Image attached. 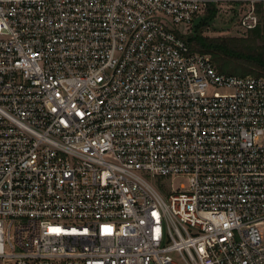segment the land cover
Returning a JSON list of instances; mask_svg holds the SVG:
<instances>
[{
    "label": "built area",
    "instance_id": "built-area-1",
    "mask_svg": "<svg viewBox=\"0 0 264 264\" xmlns=\"http://www.w3.org/2000/svg\"><path fill=\"white\" fill-rule=\"evenodd\" d=\"M217 2L260 22L264 0H0V264H264V76L177 33Z\"/></svg>",
    "mask_w": 264,
    "mask_h": 264
},
{
    "label": "trees",
    "instance_id": "trees-1",
    "mask_svg": "<svg viewBox=\"0 0 264 264\" xmlns=\"http://www.w3.org/2000/svg\"><path fill=\"white\" fill-rule=\"evenodd\" d=\"M260 23L247 30L246 36H209L195 32L187 36L189 51L208 54L218 73L237 76H264V3L257 4ZM207 16L215 14L214 8L207 9ZM205 21H202L204 23Z\"/></svg>",
    "mask_w": 264,
    "mask_h": 264
},
{
    "label": "rangeland",
    "instance_id": "rangeland-1",
    "mask_svg": "<svg viewBox=\"0 0 264 264\" xmlns=\"http://www.w3.org/2000/svg\"><path fill=\"white\" fill-rule=\"evenodd\" d=\"M225 2H217L215 5V14L211 17L207 16L204 11L198 14L192 21L191 25L186 29L183 25H179L178 29L182 31L184 36L192 34L195 29L203 34L209 36L218 35H237L246 36L247 32L243 31L238 24V14L235 13L236 5L224 4ZM202 21H205L202 23ZM260 23V22H259ZM208 56V54H205ZM210 59V58H209ZM211 61V60H210ZM217 92H222L221 89ZM178 180H174V185H177Z\"/></svg>",
    "mask_w": 264,
    "mask_h": 264
}]
</instances>
